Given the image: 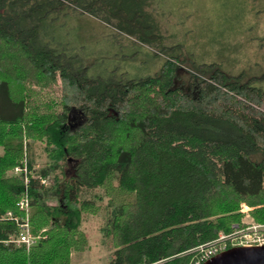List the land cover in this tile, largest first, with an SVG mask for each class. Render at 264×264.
Wrapping results in <instances>:
<instances>
[{
  "label": "trees",
  "instance_id": "1",
  "mask_svg": "<svg viewBox=\"0 0 264 264\" xmlns=\"http://www.w3.org/2000/svg\"><path fill=\"white\" fill-rule=\"evenodd\" d=\"M118 1L0 0V213L21 214L26 190L29 232L44 236L5 242L18 227L0 219V264H71L99 189L108 264H193L195 247L246 227L242 204L264 226L260 78L223 60H191L181 75V45L162 44L145 1L124 13ZM70 7L165 54L160 69L86 77L62 32ZM23 159L26 183L7 174Z\"/></svg>",
  "mask_w": 264,
  "mask_h": 264
},
{
  "label": "rangeland",
  "instance_id": "2",
  "mask_svg": "<svg viewBox=\"0 0 264 264\" xmlns=\"http://www.w3.org/2000/svg\"><path fill=\"white\" fill-rule=\"evenodd\" d=\"M140 1H145L144 8L155 22L162 44L168 48L181 45L179 50L188 61L180 65L181 75L192 69L191 60H223L231 74L242 70L248 77L256 76L260 78L256 83L264 89V0ZM136 2L120 0L116 9L131 12ZM61 18L62 32L82 58L86 77L112 74L124 81L153 75L160 69L165 54L136 42L102 19L74 7ZM96 191L102 196L96 202L98 211L85 215L81 226L88 247L72 253L71 264H108L110 250L100 231L108 199L103 190ZM129 199L130 193L115 192V203ZM242 222L248 224L251 218L243 217ZM84 245L80 241L79 246Z\"/></svg>",
  "mask_w": 264,
  "mask_h": 264
},
{
  "label": "built area",
  "instance_id": "3",
  "mask_svg": "<svg viewBox=\"0 0 264 264\" xmlns=\"http://www.w3.org/2000/svg\"><path fill=\"white\" fill-rule=\"evenodd\" d=\"M21 174H23L24 182L26 183L27 168L25 159L13 167L10 175L18 176ZM16 206L21 213L17 216L13 215L10 211L3 214L0 213V219L14 220L18 227V232L15 235L9 236L8 240L5 242L14 243L17 246L23 244L26 248H29L39 242L44 236L40 234L32 235L29 232V201L26 190H24V193L18 200ZM240 211L243 213L244 217L250 218L248 215V207L242 204ZM261 245H264V226L255 224L251 220L244 229L235 228L228 234L219 233L216 239L195 247L193 251L196 252L198 256L193 264H201L230 247Z\"/></svg>",
  "mask_w": 264,
  "mask_h": 264
},
{
  "label": "water",
  "instance_id": "4",
  "mask_svg": "<svg viewBox=\"0 0 264 264\" xmlns=\"http://www.w3.org/2000/svg\"><path fill=\"white\" fill-rule=\"evenodd\" d=\"M201 264H264V245L230 247Z\"/></svg>",
  "mask_w": 264,
  "mask_h": 264
}]
</instances>
